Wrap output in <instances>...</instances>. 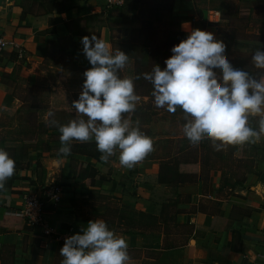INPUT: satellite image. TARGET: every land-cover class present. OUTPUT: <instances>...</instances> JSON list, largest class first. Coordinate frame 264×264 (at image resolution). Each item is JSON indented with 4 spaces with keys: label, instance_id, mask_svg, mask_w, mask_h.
Wrapping results in <instances>:
<instances>
[{
    "label": "rangeland",
    "instance_id": "rangeland-1",
    "mask_svg": "<svg viewBox=\"0 0 264 264\" xmlns=\"http://www.w3.org/2000/svg\"><path fill=\"white\" fill-rule=\"evenodd\" d=\"M88 1L37 0L42 7L41 10L52 14L55 22L63 23L68 33L64 36L48 38L44 50L33 53V56L27 55L21 48L15 46L7 47L0 54V58H6L11 62L9 66H0L1 82L7 83L14 90L12 103H3L0 92V148L5 149L14 159V174L24 173L26 175L24 177L29 180L32 187L47 182L45 177L46 166H49L48 159L55 161L62 159L63 162H67L70 168L68 176L70 181L59 183L70 187L65 188V191L69 193L70 203L76 215L93 220L102 219L109 229L121 235L124 228L116 225L119 220L116 218L118 213L115 212L120 211L127 216V211L120 206V201L111 193L110 187L102 188V191L97 188L81 187L90 181L102 184L98 181L99 176L111 178L110 173L121 167L118 150L107 162H104L100 160L101 153L96 146L81 147L76 144L81 142L74 140L70 154L66 158L59 155L60 133L57 126L49 124L47 113L52 111L58 124H67L80 115L71 104L81 91L83 72L91 67L82 52L81 37L94 33L98 38L108 42L113 52L119 49L128 54L129 61L125 68L119 71V75L140 76V79L133 81L134 91L140 95L147 91L145 86L147 84H144L142 74L148 71L144 68L145 63L141 64L137 49L134 50L133 47L149 46L152 54L156 55L155 64L163 68L165 59L172 54L170 49L185 39L189 33L180 28V20L176 15L165 19L164 16L161 18L157 16L158 11H167L170 8V0L161 2L125 0L121 6L107 7L95 13H84L65 21L66 12L70 8H76ZM207 3L213 6L210 9L218 10L219 21L216 24H219L220 29L216 39L224 44L229 62L235 68L247 71L254 78L258 72H264V69L255 68L251 62V54L255 48L260 47L264 50V0H260L256 10L252 9L250 3L241 0L233 3L221 0L218 3L196 0L194 2L196 11L201 14L207 9ZM196 22H192L193 28L202 29ZM138 30H146L148 33H138ZM49 31L52 32V29L50 28ZM152 91L153 89H150L149 97L138 96L139 101L135 111L125 113L124 116L133 122L138 121L141 131L152 139L153 150L145 158L155 159L170 155L175 143L184 141L178 139L176 142L174 138H185L182 131L185 121L184 114L179 108L175 113L157 108L154 105ZM249 124L258 129L259 117H250ZM166 139H169V142H164ZM210 145L212 147L211 143ZM194 149H188L187 153L199 156L198 149L195 151ZM80 151L85 153L98 151L99 156L94 158L93 154H79ZM214 151L213 155H216L217 151ZM201 152L202 150L199 154ZM222 152L230 156L228 159L230 171L222 175V188L228 191V183L239 182L245 172L255 171L257 160L264 156V139L255 144L221 146ZM157 162L159 168V160ZM221 165L220 163V168ZM135 167L136 165L128 169L122 179H133ZM218 167L198 165L196 169L201 178L206 179L211 173L216 172ZM122 182L120 180L113 185L116 187ZM173 190V186H169L165 190L167 195L158 197L159 199L154 203L156 209L160 210V218L164 226V239H166L164 246L184 243L188 238L187 234L192 230L184 222L175 225L171 219L177 200L172 195ZM165 199L168 201L166 202ZM187 199L189 196L179 200ZM199 208H207L206 210L215 215V219L220 217L217 202L204 200V203H199ZM233 237L237 238L235 235ZM60 257L58 249L56 264H60Z\"/></svg>",
    "mask_w": 264,
    "mask_h": 264
},
{
    "label": "crops",
    "instance_id": "crops-1",
    "mask_svg": "<svg viewBox=\"0 0 264 264\" xmlns=\"http://www.w3.org/2000/svg\"><path fill=\"white\" fill-rule=\"evenodd\" d=\"M195 1L170 0V8L167 11H158L157 16H164L165 19L176 15L180 20V28L188 33L192 29H199L193 28L192 22L197 21L196 24H200L201 30L213 33L216 38L218 12L211 14L215 9H210L213 6L207 3V9L200 14L195 9ZM219 1L207 0L213 3ZM221 1L233 3L236 0ZM241 1L250 3L253 10L257 9L260 2ZM41 8L37 0H13L11 6L7 5V0H0V33L12 42V46L21 48L30 56L42 52L48 38L68 33L63 23L55 22L53 15ZM105 8V0H89L76 8H70L66 12L65 21ZM50 28L52 32L49 31ZM10 63L6 58H0V66H9ZM4 86L12 88L0 79L2 102L12 103L14 90L12 88V93L5 92ZM229 157L228 153L222 152L221 168L206 179L201 178L199 173L195 182L172 185V195L177 198L174 204L177 212L174 214L173 223L179 225L184 222L192 228L184 243L164 246V233L156 234L154 238L149 233H121L126 238L128 252L131 253L128 264H264V242L261 235L264 226V156L257 160L255 171L245 172L239 182L228 183V191H225L222 188V175L230 171ZM47 162L49 166H46L45 181H70L67 162L62 159H48ZM127 172L128 168L121 166L110 173L112 177L109 180L101 181L102 184L80 186L101 191L102 188L110 187L111 193L121 204L146 214L160 213L154 203L158 197L167 195L165 190L171 185L157 180V160L144 158L137 163L133 179H122ZM24 176V173L13 174L4 188L0 189V264H56V255L64 239L79 233L92 219L76 215L69 193L65 191V188L70 187L60 183L63 186L61 200L45 216L54 230V237L41 235L38 228L28 226L22 217L13 213L14 208L21 202L22 193L35 188ZM120 180L123 182L114 187L113 183ZM186 196L189 199L179 200ZM204 200L219 203L218 219L207 208H199V203H204ZM62 260L61 256L60 264Z\"/></svg>",
    "mask_w": 264,
    "mask_h": 264
},
{
    "label": "clouds",
    "instance_id": "clouds-1",
    "mask_svg": "<svg viewBox=\"0 0 264 264\" xmlns=\"http://www.w3.org/2000/svg\"><path fill=\"white\" fill-rule=\"evenodd\" d=\"M12 3L7 0L8 6ZM80 43L91 65L83 72L81 91L71 104L80 115L58 124L55 114L47 113L49 124L60 133L58 154L66 158L74 140L94 141L101 161L107 162L118 150L119 164L130 169L153 150V141L139 122L124 116L136 109L139 97L133 81L140 76L121 77L128 54L113 52L94 33L81 37ZM170 51L163 68L154 64L142 77L152 84L157 108L169 113L182 110L183 135L193 146L208 140L219 151L221 146L255 144L264 138V76L257 79L235 68L226 58L224 44L208 31L192 29ZM251 62L264 69V50L255 48ZM250 117H259L258 129L250 126ZM14 170V159L0 148V189ZM59 254L62 264H128L130 260L126 238L102 219L89 220L79 233L67 236Z\"/></svg>",
    "mask_w": 264,
    "mask_h": 264
},
{
    "label": "trees",
    "instance_id": "trees-1",
    "mask_svg": "<svg viewBox=\"0 0 264 264\" xmlns=\"http://www.w3.org/2000/svg\"><path fill=\"white\" fill-rule=\"evenodd\" d=\"M216 10V9H215ZM218 11V10H217ZM219 25L217 29V34L219 33ZM138 33H148L146 30H138ZM134 40H132L131 43H133ZM134 50L137 49L139 59L141 64L145 63V69L148 72H151L154 64H155V57L156 55L152 54V51L149 49V46H140V47H133ZM123 51V50H122ZM261 76H264V72L260 71L255 75V78H260ZM144 84L146 83V89L147 91L145 93H142L138 96H145L149 97L150 89L152 88V84L149 81H146L143 79ZM176 139V142L178 139H184V141H178V143H175L173 151H170V155L160 158H155L159 160V168H158V175L157 180L160 183L169 184V185H177L182 183H192L195 182L198 179L199 172L196 169L198 165H205V166H213L214 168L218 169L220 168V163L222 161V153L221 150L217 151L216 155L215 151L213 150V147H211L210 143L211 141L205 140L202 141L199 145L193 146L186 138H174ZM171 140V139H170ZM164 142H169V139H166ZM81 147H87V146H96L94 141L89 142H81L76 143ZM195 148L198 152L199 156H195L194 154H188V149ZM202 150L201 154L199 152ZM79 154H86V155H92L96 158L99 156V152L95 151L94 153H85L83 151H80ZM149 159H152L153 157H147ZM210 169V168H209ZM94 172L96 170L92 168ZM100 173V171H99ZM82 179V178H81ZM98 181L103 180H109L108 178H104L99 176ZM86 185L95 186L96 183L90 181V183H87ZM176 196H178V193H175ZM120 206L127 211V216L122 214L120 211L115 212L118 213L116 218L119 220L116 225H121L123 227V234L128 233H136V234H147L149 233V236L151 238H154L156 234L164 233V226H162V219L160 218V213L153 215V214H146L144 212L138 211L132 207L126 206L124 204L120 203ZM120 212V213H119ZM177 212L176 209L172 211V217L173 220L174 214ZM115 225V226H116ZM155 258H153L154 260ZM152 264V262L150 263Z\"/></svg>",
    "mask_w": 264,
    "mask_h": 264
},
{
    "label": "built area",
    "instance_id": "built-area-1",
    "mask_svg": "<svg viewBox=\"0 0 264 264\" xmlns=\"http://www.w3.org/2000/svg\"><path fill=\"white\" fill-rule=\"evenodd\" d=\"M125 0H105L107 7L121 6ZM211 14H217L212 11ZM12 46L3 34L0 33V54L7 47ZM11 88V87H10ZM5 92L12 93V88L4 86ZM63 186L57 181H49L35 186L34 189L25 191L21 195L20 204L14 208L13 213L22 217L25 223L32 227L38 228L40 234L45 237H54V230L46 219V213L54 208L61 200ZM261 235L264 242V226L261 229Z\"/></svg>",
    "mask_w": 264,
    "mask_h": 264
}]
</instances>
